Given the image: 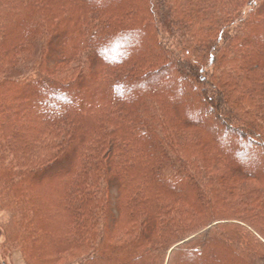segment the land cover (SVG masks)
<instances>
[{"label": "trees", "instance_id": "obj_1", "mask_svg": "<svg viewBox=\"0 0 264 264\" xmlns=\"http://www.w3.org/2000/svg\"><path fill=\"white\" fill-rule=\"evenodd\" d=\"M227 49L261 109L264 0H0V198L27 264H264V131L220 95ZM235 178L261 187L234 203Z\"/></svg>", "mask_w": 264, "mask_h": 264}, {"label": "rangeland", "instance_id": "obj_2", "mask_svg": "<svg viewBox=\"0 0 264 264\" xmlns=\"http://www.w3.org/2000/svg\"><path fill=\"white\" fill-rule=\"evenodd\" d=\"M229 30L227 32V37H231L228 34ZM217 35H218V33H217ZM57 42H58V40H57ZM226 42L231 43L232 41L231 42L226 41ZM201 53H203V52H201ZM225 53L226 54L224 57V61L219 65V68L216 72L217 73L216 85L219 87V90H223V92H221L220 95H222L223 96L222 98L224 99V101L228 102V104H230L231 107L234 109L235 115L238 118L237 124L245 125L249 128H253V129H256L258 131H262V130L264 131V106H261V107L259 106L261 109L253 110V108H255V106L249 105L248 100L245 99L244 103L246 105L243 103V98H240V96H239L241 94L237 93L236 88H235V85L238 82H240L241 75L239 74V72L235 73V71H234L236 69V67H238V65L241 63V61L238 62L237 58L235 59L236 55H235V53L232 52L231 49H227ZM209 54L210 53L207 52L205 54V57H203V58L200 55L197 56L199 58V60H200V58H202L201 60H203L202 61L203 64H205V66L207 67L205 69H207L208 71H210L212 68L211 67L212 64H211V62H209V59H208ZM23 70L24 69H19V70L13 72L11 75L21 73V72H23ZM218 75H219V77H218ZM152 85L154 86V84L149 83L148 85L146 84L145 86L150 87ZM258 86L261 89V92H264V83H259ZM239 98L242 99V101L239 100ZM183 108H181V109L175 108L174 110L178 112L179 116H181L182 118H185L186 114L189 115L192 112H194V114H198V112L201 109H203V106L195 104V106H193L192 108L191 107L189 109L184 108V110H186V114L182 113ZM239 109H244V110L241 111ZM250 110H252V111H250ZM256 111H258V112H256ZM182 115H184V116H182ZM211 124H213V123H211ZM216 124L215 125L217 127L222 126L219 123H216ZM233 138H235V140H237V142H239V143H240V141H242L241 139H238L236 136ZM193 141L194 140H192V142ZM241 144H244V143H241ZM198 150H201L200 154H199V159L203 160L201 162H203V165L205 166L206 171L210 175H213L214 177H218L222 172V168L219 165H216L215 163L211 164L212 161H208V155H206V153L208 152L207 149L201 148ZM253 153L257 154L258 152L253 151ZM256 156H258V155H256ZM72 157L66 156L63 160H61L60 162H58L57 164H55L51 168H49V170L47 172H44L43 175H42V173L41 174L38 173V174L34 175V177H32V179H34L36 181L37 180L40 181L41 179L51 178V177L58 175V174L62 175L63 172H65L69 169V167L73 161ZM248 158H250L249 155L242 154V159H248ZM233 181H234L233 182L234 185L233 186L229 185L230 188L229 187L227 188V185H224V184L223 185L226 186V188H227L226 193L229 195V198L234 203H239V201H240L239 198L241 197L240 193L242 191H244L245 188L248 189V188L258 187V186L261 187V185L255 181H246V180H242V179H238V178L233 179ZM115 189L116 190H114V193L111 195L113 205H115V203H116L117 188H115ZM34 190H35V192H34ZM51 192L52 191H50L49 189L37 188V189L31 190L30 194L34 198H36L38 196V194L42 195L43 196L42 198H44L45 202L48 204L51 200H53ZM3 197L4 196H2L0 198V264H27V261L25 259L23 251L20 248V245L18 243H14V241H12L11 238H7V236H6L7 233L9 234V225L11 226V224L8 223L9 225H6L7 224V216H8L9 211H7L5 209L6 207L4 208L5 199H3ZM40 206H42V203H40ZM8 207H9V204H8ZM113 209H114L113 214L116 215L117 209L115 207ZM36 215L40 216L41 218H43V216H44L41 213H39L38 210L35 211V218H36ZM178 243H176V244H178ZM174 245H172V246H174ZM167 252H169V250ZM80 254L81 253H78L75 251L66 252L65 254H63L61 256L60 264L64 263V262H69L74 257H76Z\"/></svg>", "mask_w": 264, "mask_h": 264}]
</instances>
